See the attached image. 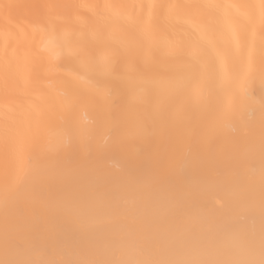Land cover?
Segmentation results:
<instances>
[{
    "label": "bare ground",
    "instance_id": "6f19581e",
    "mask_svg": "<svg viewBox=\"0 0 264 264\" xmlns=\"http://www.w3.org/2000/svg\"><path fill=\"white\" fill-rule=\"evenodd\" d=\"M264 264V0H0V264Z\"/></svg>",
    "mask_w": 264,
    "mask_h": 264
},
{
    "label": "snow or ice",
    "instance_id": "6c2138e0",
    "mask_svg": "<svg viewBox=\"0 0 264 264\" xmlns=\"http://www.w3.org/2000/svg\"><path fill=\"white\" fill-rule=\"evenodd\" d=\"M32 264H45V262H32ZM52 264H59V262H52Z\"/></svg>",
    "mask_w": 264,
    "mask_h": 264
}]
</instances>
